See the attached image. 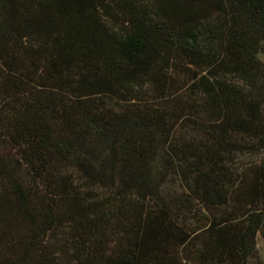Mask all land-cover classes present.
<instances>
[{"label":"trees","instance_id":"trees-1","mask_svg":"<svg viewBox=\"0 0 264 264\" xmlns=\"http://www.w3.org/2000/svg\"><path fill=\"white\" fill-rule=\"evenodd\" d=\"M264 0H0V264H263Z\"/></svg>","mask_w":264,"mask_h":264},{"label":"rangeland","instance_id":"rangeland-1","mask_svg":"<svg viewBox=\"0 0 264 264\" xmlns=\"http://www.w3.org/2000/svg\"><path fill=\"white\" fill-rule=\"evenodd\" d=\"M258 251H259L260 258L264 264V241L262 240L258 241Z\"/></svg>","mask_w":264,"mask_h":264}]
</instances>
